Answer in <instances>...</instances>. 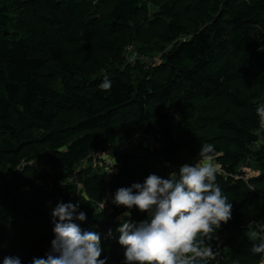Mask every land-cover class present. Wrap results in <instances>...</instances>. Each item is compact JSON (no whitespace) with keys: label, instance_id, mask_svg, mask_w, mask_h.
Listing matches in <instances>:
<instances>
[{"label":"trees","instance_id":"obj_1","mask_svg":"<svg viewBox=\"0 0 264 264\" xmlns=\"http://www.w3.org/2000/svg\"><path fill=\"white\" fill-rule=\"evenodd\" d=\"M149 3L158 8L152 17ZM130 46L162 54L161 65L132 66ZM262 48L264 0H0V260L15 253L8 242L27 224L39 232L25 240L23 264L46 255L54 239L48 202L60 198L86 212L79 223L101 234V258L123 264L115 229L129 210L99 212L103 196L152 173L167 177L159 163L171 164V173L196 164L202 143H213L214 161L229 174L248 161L260 174L247 184L217 172L233 208L206 241L224 260L208 264H261L251 248L260 236L253 223L264 215V146L251 147L264 138L255 111L264 103ZM105 76L109 90L99 88ZM150 134L154 150L137 142ZM130 139L135 145L119 155L108 181L92 157ZM36 160L53 188L21 194L9 178ZM86 160L89 167L79 168ZM131 213L135 222L147 218Z\"/></svg>","mask_w":264,"mask_h":264},{"label":"clouds","instance_id":"obj_2","mask_svg":"<svg viewBox=\"0 0 264 264\" xmlns=\"http://www.w3.org/2000/svg\"><path fill=\"white\" fill-rule=\"evenodd\" d=\"M111 87V80L105 76L99 88ZM255 111L264 123V103L258 104ZM216 154L213 143H202L198 163H185L167 177L152 173L143 183L120 187L109 197L115 206L129 210L117 218L120 223L115 229L124 249L123 264H208L213 255L212 247L206 243L211 240L209 233L231 220L233 208L217 183ZM134 208L146 213L147 218L133 221ZM51 215V248L44 257H33L31 264H108L107 256L101 258V234L80 226L79 222H86L87 214L80 210L79 203L60 201ZM113 235L109 229L108 236ZM251 252L259 255L264 264V236L253 243ZM0 264L23 261L19 256L7 255Z\"/></svg>","mask_w":264,"mask_h":264},{"label":"rangeland","instance_id":"obj_3","mask_svg":"<svg viewBox=\"0 0 264 264\" xmlns=\"http://www.w3.org/2000/svg\"><path fill=\"white\" fill-rule=\"evenodd\" d=\"M148 7H149V17H152L158 11V8L153 3H149ZM187 40H189V39H187ZM127 58H128L127 60L129 63L134 61L136 63H140L142 66H144L147 69L150 67H152V68L156 67L157 68L158 66L161 65L162 60H163V59H161L162 54H160L158 56L155 55V57H148V56H145L144 54L138 53V52L136 54L133 52L130 53L127 56ZM169 111L172 113H177L172 108ZM178 115L180 117L181 112ZM64 116L65 117L66 116L72 117L73 112H66V113H64ZM263 130H264V128H263ZM133 143L134 142L130 143V146H132ZM134 145H135V143H134ZM262 146H264V138L263 137H261V139L258 141V143L256 145L252 146L251 148L254 151H256L259 148H261ZM87 167H89V164L86 161L84 162V164H81L79 166V168H87ZM156 169L159 173H162L163 171H166V174H168V175L171 173L169 171V169L163 163H159L157 165ZM240 169H241V167L239 169H237V171H239ZM178 170H179V168H178ZM172 171L175 172V170H172ZM42 172H43L42 161L36 160V161L29 162V163L25 162L23 164V166L21 167L20 176L15 177V178L10 177L9 180L12 183L15 190L21 194L24 193V195H28L29 194L28 192L33 190L34 187L41 189V190H45L47 188L49 191V190H51L50 185L53 183L51 182V180H46V178L42 179V177H41ZM245 174H246V178L251 180L256 175H259L260 172L258 171V169L255 168V163H253L251 165V167L249 168V170ZM58 202H60V198L56 200L54 205H56ZM259 208H262V207H259ZM257 222L259 223V227L261 229H264V215H261L260 219L257 220ZM38 232H39L38 227H34L30 224H27V226L24 228V230H22L21 232H18L16 234V236L8 242L9 244L15 245V248H14L15 253L14 254L13 253L8 254V255H16V256H19L23 260L24 256H21V255L24 254L28 248L29 244L26 245L27 241L34 240L36 238V236L38 235ZM25 240H27V241H25Z\"/></svg>","mask_w":264,"mask_h":264},{"label":"built area","instance_id":"obj_4","mask_svg":"<svg viewBox=\"0 0 264 264\" xmlns=\"http://www.w3.org/2000/svg\"><path fill=\"white\" fill-rule=\"evenodd\" d=\"M132 50H133V46H130L127 48V56L132 52ZM127 56H126V58H127ZM130 64L132 66H134L136 64V62L133 61ZM263 128H264V124H263ZM263 128H262V130H263ZM133 141H136V140L130 139L129 141L121 143L117 147L111 148L110 150H108L104 153L95 154L92 157L93 158V161L91 162L92 165L94 167L102 168V170L105 173L108 181H111L113 179V177L115 175H117V173L119 172V163H118L119 155L128 151L130 148V143H132ZM138 142H140L142 144V146L149 148L150 150L155 149L154 135H151V134L150 135H142V136L138 137ZM84 162H83V164H84ZM86 162L88 164H90V162L88 160H86ZM214 162L217 165V169H218L217 172H219L225 178L242 180L248 184L249 179L246 178L245 173L251 167V163L249 161L246 162L244 165H242L241 169L239 171H237L235 174H233V173L229 174V172L224 170V168L220 164H218L216 161H214ZM23 164L20 167H18V170H21V167L23 166ZM164 165H166L168 168H170L169 170L175 169L171 164H168V165L164 164ZM73 182H75V184L79 188L82 187V184L80 182H78V181H73ZM249 187L252 190H255V188H253L250 184H249ZM52 188H53V185L51 184L50 189H52ZM111 195H113L111 192H107V194L105 196H103L102 200L98 203L97 207H98L99 212L106 211V210L112 211L113 209H115L117 207L111 203V200L109 199V197ZM55 202H56L55 200H50L48 202V206L51 208V210L55 207V205H54ZM253 226H255L257 229H259V235L260 236H264V229H261L259 227L258 222H254ZM215 239L217 240L219 247H221L223 245V241L221 240V238H215ZM222 260H224V257L217 250H213V255L208 258V262L211 261L213 263H220Z\"/></svg>","mask_w":264,"mask_h":264}]
</instances>
